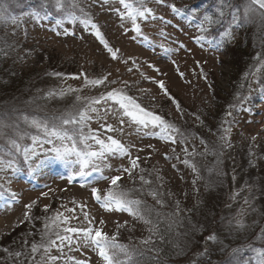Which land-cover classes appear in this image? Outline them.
Listing matches in <instances>:
<instances>
[{
    "label": "rangeland",
    "instance_id": "1",
    "mask_svg": "<svg viewBox=\"0 0 264 264\" xmlns=\"http://www.w3.org/2000/svg\"><path fill=\"white\" fill-rule=\"evenodd\" d=\"M233 1L238 12H235L234 8L231 14L223 11L224 15L220 16V10L217 12L216 6H213L210 0H203V5L196 7L185 6L184 0H164L163 4L147 0V7L153 9L155 18L138 20L142 35H137L132 30L130 21L122 22L119 16L110 10L120 8L118 3L102 7V0H86V5H89L86 11L92 21L99 26L109 47L119 50L115 60L96 39L90 27L85 28L79 21L69 23L66 19L63 27H58L56 20L63 17L50 16L46 20H41L34 29L30 25L29 35L26 37L22 31L26 25L22 26L19 34L15 33L11 36H19L15 38L17 45H29L32 39L31 44L36 43L42 49L46 48L52 58L58 59L60 65L68 69L69 76L63 81L62 88L65 91L69 88L77 90L70 92L74 97V103L76 96L98 97L114 88L123 89L128 95L137 98L142 106L162 115L190 133L187 144L173 145L158 138L145 136L143 131L136 133L135 126L132 128L125 126L124 133L120 134L101 129L95 120L89 122V126L98 130L102 138L112 135L122 143L135 144L136 147L131 149V153L133 157L140 156V167L145 170L142 174L150 172L154 178L157 175L162 177L159 181V184L163 185L159 190L163 193L162 196H165L167 190L165 197L179 201L181 209L187 211L199 198L200 182L192 169L181 163L184 159L193 162V156H187L182 149L187 147L188 151L192 152L193 147L197 146V150H203L198 146L200 142L196 140L197 135L201 137L196 129L202 130L203 127L200 126L202 121L207 120L213 127L215 122L211 120L221 116L219 122L223 125V132L220 128L216 137L211 139L212 146L223 144L220 137L224 135V129H231L228 134L230 146L223 149V154L218 158L221 161L219 164H217L218 159L216 160V171L221 169L226 171V166L231 162L230 156L233 157L236 151L249 154L252 159L261 152L264 156V93L257 97V104L252 106L248 105L247 97L257 94L262 85L264 91V24L259 20L243 19L247 0ZM169 4H175L184 14L173 13L167 6ZM208 4L211 6L209 7ZM208 11L217 14L213 18L214 22L205 24L206 30L202 31L203 17L205 15L210 17ZM234 16L241 20L234 19ZM64 28L68 29L69 35L63 34ZM57 32L61 35H56ZM225 33H231L232 37H227ZM244 44L254 47L248 51L242 46ZM250 53H252L251 58H249ZM242 55H245L246 61L240 67L241 75L238 78L240 77L241 80L233 86L235 82L231 81L234 74L231 65L240 63ZM247 61L249 62L246 63ZM85 75L88 79L107 77V80L96 87H85ZM160 81L164 82L170 95L179 104V111L177 105L159 88ZM48 83L49 81L43 85ZM229 122L230 126L227 127ZM100 123L118 126L117 121L112 117ZM210 136L213 138L214 134L211 133ZM148 145L152 147H147ZM50 147L51 145H43L42 148L37 149L39 155L32 165L34 167L35 164H40V161L43 163L39 167H34V170H30V165L24 164L21 157L18 164L19 171L6 170L0 173L3 177L0 179V184L8 189L5 195L15 193L17 197L16 200L8 201L10 208H6L5 201L0 200V244H7V248L13 252L25 238L34 240V236L26 234L41 229L43 222L36 227H32L36 221L16 226L26 211L24 205L33 201H36V204L31 210V216H42L39 221H43L46 215H52L58 210L70 218L78 217V219H70V226L98 227L109 236L118 234V239L128 241L127 244L138 245L140 239L149 235L142 223L134 221L126 213L107 212L94 200L91 188L97 187L104 191L109 183L100 179L98 174L94 173L87 180L77 178L69 184L67 176L72 172V167L46 157ZM139 148L144 150L138 151ZM173 148L175 152L172 151ZM165 154L171 159L166 160ZM177 156L179 160L176 159ZM109 163L112 165L111 170L104 169V175L109 177L121 175L116 169L130 166L127 157L113 159ZM227 169V176L231 177L234 174L233 167L232 171L231 168ZM137 173L139 169L134 173V177ZM194 179H196L195 185H193ZM82 183L84 187L80 186ZM119 183L126 189L133 186V181L127 174H123ZM236 187L233 184L234 191ZM42 193L48 195L44 196ZM241 201L238 197L236 201L231 200V205L234 204L240 210ZM46 205L49 206L48 213L43 212ZM81 205L83 207H80ZM222 207H224L223 203ZM66 209H75V211L68 212ZM84 213H88L91 224L84 219ZM102 220L105 223L101 224ZM125 221L128 222L126 225ZM118 225L122 226L118 227ZM38 239L37 235L35 240ZM184 242H188L187 239L184 238L182 243ZM191 243L189 241L188 248ZM199 247L200 245L197 244L189 250L191 259L187 260L188 264L199 260L197 254L192 255L199 252ZM65 251L67 252V249ZM52 254L59 253L53 249ZM67 254L87 260L89 264H100L98 256L89 249ZM58 264H65V261H58Z\"/></svg>",
    "mask_w": 264,
    "mask_h": 264
},
{
    "label": "snow or ice",
    "instance_id": "2",
    "mask_svg": "<svg viewBox=\"0 0 264 264\" xmlns=\"http://www.w3.org/2000/svg\"><path fill=\"white\" fill-rule=\"evenodd\" d=\"M156 4H163L164 0H154ZM119 4L120 8H111L110 10L115 12L120 20L123 22L128 20L133 26V31L137 35H142L140 24L138 20H147L148 18H155L153 9L147 7V0H102V7L104 5ZM225 4V0H222L220 16L224 15L222 10ZM171 11L177 15L182 14L181 9L177 8L175 4L167 5ZM53 8L57 13H62L63 18L56 20L58 27H63L64 20L69 23H75L79 21L85 28H89L93 31L96 39L104 46V48L111 54L113 60L117 59V50H113L109 47L108 41L102 34L99 26L92 21L91 16L85 12L84 8L80 7V0H40L39 10H34L29 13L31 17L39 23L41 20L48 19L52 12L49 8ZM121 8L123 11H121ZM76 9L82 13V16L76 14ZM234 19L239 17L234 16ZM162 19V17H161ZM243 19L245 21L259 20L264 24V0H247L244 6ZM11 21L16 24L17 18L12 17L7 13V7L0 4V21ZM212 17L205 15L201 24V30L205 24L213 23ZM123 26V24L121 25ZM64 35H69L67 28H64ZM56 35H61L57 32ZM229 38L232 37L231 33H225ZM260 59V57H257ZM150 67H153L150 65ZM59 75V74H57ZM183 74L181 73V76ZM78 79L79 77H73ZM107 80V77L88 79L85 75L84 85L85 87H96L102 85ZM127 84V82H125ZM159 88L163 94L168 97L174 104L177 105L179 111V104L170 95L163 81L158 82ZM76 89L69 88L67 91L61 90L60 92L50 91L47 96L52 97L59 95L64 97L67 92H74ZM76 103L72 105V110L54 115L50 118L39 119L24 116L23 120L29 124L31 128L35 130L34 135L27 136L31 140V146H21L19 140L24 139L26 134L20 132L18 124H9L2 118H0V139L6 137L4 129H13V136L7 137V144L10 146L7 150L0 147V173L6 170L19 171V160L16 159L17 155L22 157L24 164L30 165V170H34V167H39L40 164L32 162L39 155L37 149L42 148L43 145H51L50 149L46 153V157H49L53 161L62 162L72 167V172L67 176L68 183L71 184L77 178L80 180H87L92 177L93 174H98L99 178L108 181V187L106 190L101 191L97 187L91 188V195L94 200L107 212H119L126 213L132 217L134 221L140 222L145 226L148 236L139 240L138 245L123 244L118 242V234L109 236L104 233L100 228L93 227H74L70 226V219H78V217L65 216L63 212L56 211L52 215H46L43 218V226L36 232H29L28 236H39L38 240H32L29 242L27 238L21 241V250L10 252L9 255L14 259L15 264H58V261H65V264H89L87 260L78 259L75 256H70L67 253L76 251L79 252L82 249H89L94 252L100 261V264H140V260L146 257L147 253H151V257H147L149 260L154 261V264H161V253L163 249L160 244L167 243L171 245L176 256H183L186 254L189 242L181 243V239L189 235V231L181 232L178 229L184 227V219L186 217L181 216L182 210L179 201L175 204V211L169 216L161 219V213L153 207L147 205L146 201L142 198L144 195L150 196L157 205L161 208L165 207V202L160 198L163 193L159 191V188L152 189L145 186L154 183L142 173L144 169L140 167V156H132L131 149L135 148V144L122 143L120 139L107 135L106 138H102L98 130L92 129L89 126V122L95 120L99 123L101 129H105L107 132L124 133V127L132 128L135 126V132H144L145 136H151L158 138L162 142H170L173 145L181 144L185 145L189 142L190 133L177 127L174 123L165 119L162 115L157 114L148 108L141 105L137 98L128 95L123 89H112L111 91L101 94L98 97L84 98L81 96L75 97ZM100 105L101 107H96ZM231 115V113H229ZM109 117L117 121L118 126L113 124L100 123V121H107ZM199 119V117H197ZM153 129L157 131H144ZM230 128L224 129V135L220 139L224 142L218 146H212L211 148L207 143L201 140V144L204 145L205 151L200 155H214L219 158L223 154V149L229 147L228 134ZM14 137H18L14 138ZM255 140V137H253ZM147 147H152L148 145ZM143 148H139L138 151H143ZM183 152L187 156H195L197 153L195 150L188 151L187 147H184ZM175 152V148L172 149ZM8 157L5 159L4 157ZM128 158V167H121L116 169L121 175L105 176L104 169L111 170L112 165L110 160L117 158ZM165 159H171L165 154ZM176 159L179 160L177 156ZM221 161H217L219 164ZM186 167H190L193 173H198L196 164L189 159L181 161ZM175 167V165H173ZM139 169V173L134 177V173ZM210 171H213L210 169ZM123 174H127L130 180L135 183L136 179L140 182L139 188L126 189L119 183ZM152 174L149 173L148 176ZM217 176H223L224 173L216 171ZM197 175L196 179H199ZM0 179H3L0 176ZM196 179L193 180V185L196 184ZM235 181L236 177H232ZM157 182L162 180L159 175L156 176ZM84 187L82 183L80 185ZM159 187H163L162 183ZM252 187L247 182L245 186L236 189L231 194L230 199L236 201L241 193L247 188L248 192H252ZM8 189L4 188L3 184H0V200L5 201V207L10 208L9 200H16L15 193H9L7 196L5 193ZM47 196L48 193H42ZM243 204L252 206L250 196H243ZM36 201L24 205L26 211L23 213L22 218L16 226H20L25 222L31 223L33 219H40L39 217H32L31 210L35 206ZM63 207V205H62ZM80 207H83L82 205ZM49 206H45L44 213H48ZM68 212H74L75 209H66ZM191 211V210H187ZM155 213V216H153ZM246 214V209L241 206L240 210L233 216L228 224L230 227H234L237 231L246 228L245 221L243 219ZM84 219L88 220V213H84ZM89 224L91 221L88 220ZM101 224L105 223L103 220ZM125 225L128 223L124 222ZM190 225V231L193 233H199L203 226H197L188 221ZM166 224L165 230H161L160 225ZM122 225H118L120 227ZM33 227H35L33 225ZM174 233L175 239L169 238L166 240V234L171 236ZM259 239H264V229L258 234ZM206 241L218 242L215 232L210 233L204 238ZM142 246V247H141ZM249 250L256 253L255 264H264V249H257L248 246ZM53 249L56 250L58 255H54ZM67 249V252L65 251ZM4 252H9L8 248L3 249ZM242 251L241 248H233L229 253V260L227 264H248L247 261L241 262L239 254ZM209 256L208 249L205 248L203 252L199 253L197 259ZM195 264V261L192 262ZM208 264H211L210 259Z\"/></svg>",
    "mask_w": 264,
    "mask_h": 264
},
{
    "label": "trees",
    "instance_id": "3",
    "mask_svg": "<svg viewBox=\"0 0 264 264\" xmlns=\"http://www.w3.org/2000/svg\"><path fill=\"white\" fill-rule=\"evenodd\" d=\"M202 2L203 0H184V5L196 7L203 5ZM210 2L214 4L213 6H216L217 12L221 10L222 0H210ZM233 3V0H225L222 10L231 14L235 8V12H238V9ZM0 4L7 7V13L10 16L17 18L16 24H13L10 20L7 22L0 21V118L9 124H18L20 132L26 134L24 139L19 140V143L22 147L30 146L31 140L28 139L27 136L34 135L35 130L24 122V116L29 117V119L33 117L45 119L72 110L74 97L70 92H67L64 97H60L59 95L52 97L47 96L50 91L58 93L64 90L62 88V83L65 78L69 76V73L66 67L60 65L61 63L58 59L51 57V54L46 48L42 49V47L37 46L36 43L31 44L30 42L32 39H30L29 45L24 46L16 44L15 38H19V36H11L15 33L19 34L22 26L26 25L24 29H22L24 37H26L29 35L30 25L34 29V26L40 23V21L37 23L31 15H29L30 12L39 10L40 0H0ZM88 6L86 5V0H80V7L84 8L85 12H87ZM210 6L211 5H209V7ZM49 11L52 12L51 16L53 17H63L62 13H57L51 7ZM75 11L77 15L82 16V13H80L78 9ZM182 13L184 14V12ZM208 14L213 19L217 13L215 14L213 11H208ZM239 20L241 19L239 18ZM242 46L248 51L254 47L245 44ZM244 56L245 55H242V59L239 61L240 63L231 65V70L234 73L231 77V81L232 83L235 82L233 86L241 80L238 76L241 75L240 67L243 65V62L246 61V57ZM251 56L252 53H250V57H248L251 58ZM248 62L249 61L246 63ZM48 81L49 83L47 85H43V83H47ZM258 91L259 92L252 97L247 96L249 99V106L257 104V97L264 93L263 85ZM232 99L231 97V100ZM220 117L211 120V122H215L213 127L210 122L205 120L200 123V126L203 127L202 130L196 129L202 137L199 138L197 135L196 140L200 142L198 146L203 148V150H197V146L193 147V150L197 153L193 156V163L196 164L198 169V173H195V175L196 177L197 175L200 177L198 179L200 182L198 188L200 194L197 202L189 209L191 211L181 212V216L186 217V219H184V227L178 229L181 232L189 231V235L183 237L181 243L185 238L188 242H192L191 246L188 248L185 255L176 256L171 245L167 243L160 244V247L163 249L161 253V264H188L187 260L191 259L189 250L197 244L200 245L199 252H195L192 255H198L207 248L209 256L199 258L195 264H208L209 259L211 264H227L229 253L233 248L242 249L239 254L241 262L247 261L248 264H255L256 253L249 250L248 246L251 245L257 249H264V239L258 238L261 229H264V156L262 152L256 154L255 159H252L249 154L236 151L233 157L230 156L231 162L226 166V171H224L225 169H221V172L224 173L223 176L216 175L217 156L200 155L205 151L204 145L201 144V140L210 143H207V145L211 148V139L213 140L216 137L220 128L223 132V125L219 122ZM175 125L179 127L177 124ZM229 126L230 122L227 124V127ZM4 131L6 137L0 139V147L7 150L10 147L7 144V137L13 136V129L6 128ZM211 133L214 134L213 138L210 136ZM14 138L18 139V137ZM0 155H2V153H0ZM235 155L237 156L234 158ZM4 158L8 159L6 156ZM20 158L21 156L17 155L16 159L19 160ZM194 159L196 161H194ZM223 160H226V158H223ZM232 167L234 174L228 177L227 168H231L230 170L232 171ZM210 169L213 171H210ZM149 173L150 172L145 174V176L153 180L154 183L145 186V189L159 188V190H161L159 187L161 183L159 184L152 175L148 176ZM233 176L236 177L235 181H232ZM245 182L253 187L251 193H249L246 188L239 197L242 200V206L246 209V214L243 217L246 228L237 231L228 224V221L239 211V207H236L234 204L231 205L230 197L234 191L232 188L233 184L237 186L236 189H239L245 186ZM139 187L140 182L136 179L133 186L131 185L127 189ZM167 193L168 191L166 190L165 196H167ZM165 196L160 197L165 202V207L163 208L157 205L150 196L144 195L142 197L148 206L156 208L161 213V219L169 216L175 211L176 201H172L169 197ZM243 196H250L252 201L251 207L243 204ZM222 203L224 207H222ZM153 216H155V213H153ZM33 217L41 218L42 216ZM189 220L198 227L203 226L199 233L190 231ZM33 221H36L34 223L35 227L43 222L39 221V219H33ZM160 227L163 231L166 228V224H161ZM213 232H215L218 242L206 241L204 238ZM35 238L36 236H34L33 239ZM169 238L175 239L174 233L171 234V236L166 234V240ZM29 242L31 241L29 240ZM118 242L127 244L128 241L118 239ZM7 247V244H0V264H15L14 259L9 255L10 250L7 253L3 252V249ZM18 250H21V245L14 251ZM151 255V253H147L146 257L140 260V264H154V261L147 258L151 257Z\"/></svg>",
    "mask_w": 264,
    "mask_h": 264
}]
</instances>
